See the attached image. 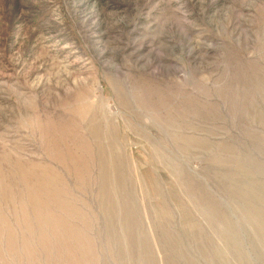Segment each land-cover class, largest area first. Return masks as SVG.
Segmentation results:
<instances>
[{"label": "rangeland", "instance_id": "1", "mask_svg": "<svg viewBox=\"0 0 264 264\" xmlns=\"http://www.w3.org/2000/svg\"><path fill=\"white\" fill-rule=\"evenodd\" d=\"M0 264H264V0H0Z\"/></svg>", "mask_w": 264, "mask_h": 264}]
</instances>
